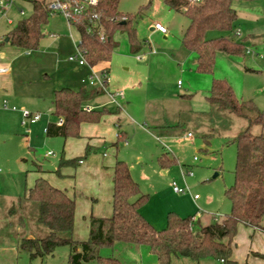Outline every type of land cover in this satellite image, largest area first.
Returning a JSON list of instances; mask_svg holds the SVG:
<instances>
[{"label": "rangeland", "instance_id": "374dc122", "mask_svg": "<svg viewBox=\"0 0 264 264\" xmlns=\"http://www.w3.org/2000/svg\"><path fill=\"white\" fill-rule=\"evenodd\" d=\"M31 1L33 0H24V5L17 2L10 14L13 25L8 26L6 21H1L0 32H9L18 21L29 17ZM44 1L48 5L53 0ZM232 6L237 12L232 32L211 31L205 38L229 36L235 41L243 42L245 52L242 56L217 53L213 72L206 74L196 71L195 53L185 50L181 44L183 32L188 25L187 19L181 13L169 10L160 0H120L118 11L134 17L132 25L141 49L135 54L131 53L126 34L118 31L114 33L113 40L117 46L110 58L111 81L108 90L112 91L111 88L116 84L123 89L121 83H128L133 88L124 89L123 94L124 97L130 96L132 101L129 106L124 102L114 105L105 96V108L114 116H119L121 129L126 132L127 139L118 142L115 140L116 146L102 144L95 153L84 157V151H79L78 145H74L72 149L68 146L66 149L61 138H42L40 128L50 120V113L43 111L47 106L37 110L31 108V105H41L45 101H28V108L23 109L8 104L9 109L14 107L17 111L41 112L39 114H43V118L28 134L19 125V118L14 121L4 116L5 113H0V194L22 196L24 190L33 185L37 174H46L60 190L66 191L69 197H74L73 233L76 231L83 236L79 241H84L87 239L86 222L89 216H111V178L107 162L116 158L126 161L140 193L148 196L140 213L155 229L160 230L165 226L166 214L169 212L180 217H199L202 225L212 216L222 219L228 215L231 206L225 191L233 183L236 158V147L232 140L243 130L245 123L230 114L222 117H191L190 112L206 110V97L212 80L230 78L235 96L240 100L253 102L263 112L262 128L254 126L251 132H261L264 136V0H233ZM16 8L23 10L19 17L15 14ZM51 21L62 24L66 28L65 34L70 33L72 36L74 50L68 57L74 56L79 39L78 31L74 26H69L61 14H51L48 23L42 26L47 38L49 35L46 32ZM155 23L166 28V35L150 30ZM2 40L4 38H0V42ZM0 48L13 49L9 43L1 44ZM136 56L143 57V60L137 61ZM99 71L93 70L96 73ZM44 75L49 76L45 73L41 75V79ZM0 109L4 111L2 104ZM122 117L125 118L124 121ZM134 121L136 125H132ZM177 122L180 123L179 126L171 128L177 132L178 137L170 142L156 139L154 135L146 132L149 128L153 134L158 135L152 124L174 126ZM130 124L132 126L129 128ZM137 124H142L145 130L137 128ZM187 132L192 136L187 137ZM207 134H211L208 144L202 138ZM163 147L169 157L176 158L177 162L173 166L160 168L157 164L156 158L163 151ZM66 151L73 155L81 152L75 158H82L84 162L92 158L95 167L81 172L80 165L66 166L59 169V175L56 174L60 157L65 158ZM47 152H51L53 156H45ZM172 184L184 192H173ZM97 195L99 196L96 197ZM31 207L34 206L28 209ZM27 214L26 224L22 227L18 224V215L7 214L5 218L0 215V264H14L11 248L16 250L19 230L23 234L31 229L34 231L35 215L31 211ZM198 225L194 224L195 227ZM240 231L238 248L241 251V240L245 239L246 232L247 238L250 233L246 228H240ZM14 240L16 243L13 244ZM16 251V264H67L70 249L60 246L52 256L35 260H29L18 248ZM100 255L113 257L121 264L156 263L155 256L147 247L132 244L116 243L111 249L102 248ZM238 257L240 264H243L240 253ZM174 264L195 263L178 260ZM202 264L220 263L207 259Z\"/></svg>", "mask_w": 264, "mask_h": 264}, {"label": "trees", "instance_id": "16d2710c", "mask_svg": "<svg viewBox=\"0 0 264 264\" xmlns=\"http://www.w3.org/2000/svg\"><path fill=\"white\" fill-rule=\"evenodd\" d=\"M119 1L98 0L94 7L84 10L85 17L74 25L79 33L78 48L91 67L110 61L117 46L113 40L117 31L126 34L131 53L135 54L141 49L132 25L134 17L118 11ZM160 1L169 10L181 13L187 19L181 44L185 50L195 53L197 72L212 73L217 53L229 56L244 54L243 42L229 36L205 38L211 31L232 32L237 18V12L232 7L233 0H200L197 3L189 0ZM31 7L30 16L18 21L6 34L7 43L23 51L38 48L43 35L42 26L51 15L44 0L31 1ZM93 12L98 14L97 19L91 18ZM100 32L103 39H100ZM3 43L4 40L0 45ZM102 94L101 90L87 86L55 90L52 115L56 120L62 119L63 124L49 123L45 135L63 139L79 137L82 123H97L109 114L105 107L89 111L84 109L88 102ZM206 102L209 105L207 115L222 117L230 114L245 123L243 130L232 140L236 147V158L233 183L225 191L231 206L228 215L222 219L212 216L202 225L199 217H180L169 212L164 228L157 230L140 213L148 196L140 193L127 164L116 159L112 173L111 216H90L86 240L73 239L74 197H69L65 191L38 177L24 195L7 209L9 216L18 215L21 227L26 224L28 211L35 215L33 226L37 231L29 230L34 237L28 238V232L23 234L19 230L17 248L29 260L52 256L57 247L67 246L70 249L67 264H121L113 257L101 256L100 250L111 249L116 243H125L147 247L156 258L155 264H174L178 260L202 264L207 259L220 264H237L231 255L238 225L264 232V136L261 132H251L254 126L262 128L263 112L253 102L238 99L225 80H212ZM210 137L211 134H207L202 138L208 144ZM119 140L122 138L117 142ZM89 153L90 146L87 145L84 157ZM82 161V158L65 160L61 156L55 173L59 175L60 168L78 166ZM174 163L175 160L165 155L158 158L162 168ZM30 206L34 207L28 209ZM195 223L199 224L198 227L194 226ZM254 255L264 261V254Z\"/></svg>", "mask_w": 264, "mask_h": 264}, {"label": "crops", "instance_id": "0c3cea01", "mask_svg": "<svg viewBox=\"0 0 264 264\" xmlns=\"http://www.w3.org/2000/svg\"><path fill=\"white\" fill-rule=\"evenodd\" d=\"M21 5H24V0H19ZM233 7V6H232ZM14 8V7H13ZM12 9H10L5 16H0V23L1 21H6V24L8 26L13 25V19L10 16ZM19 11H23L22 9L16 8L15 14L19 17ZM32 11V7H31ZM30 11V14H31ZM11 19L12 23L9 24L8 20ZM49 21V19H48ZM48 23V22H47ZM49 29L48 32V38L45 37V33L42 30V37L39 41V46L36 50L33 51H23L19 48L12 47L13 49L10 48H0V68H3L6 70L5 73H0V104H2V101L5 100L7 101V104L9 105H15L19 107L18 109H23V108H28L26 105V102L32 101V100H38V101H45L46 103H43L41 105L34 103L36 105H31V108H36L38 109H43L46 107L45 110L43 111H49L50 113V120L46 122L44 126H41V134L42 138L44 139H49L45 135V129L49 123H54L56 122V118L52 115L53 112V105H52V97H53V92L59 88H72V89H78L80 87L85 86L82 81L88 76V74L93 71L94 69L96 70H102L106 69L108 73H110L111 69V64L110 61L107 63H99L93 67L89 65H78L77 63L74 62H69L66 57L70 55L73 50H74V40L72 36L69 34H65V27L59 23H51L49 24ZM151 31H154L156 33H159L158 31H155L150 27ZM69 31V29H68ZM8 33V30H4L0 32V38H7L6 34ZM161 34V33H159ZM236 34V33H235ZM57 35V37H56ZM161 35H166V34H161ZM54 36V37H53ZM5 42V41H4ZM7 43V42H5ZM262 49V48H261ZM264 49V48H263ZM137 61H142L143 57L136 56ZM195 64H196V59H195ZM194 64V65H195ZM99 71V72H100ZM47 73L49 76H42L43 79H41V75ZM111 81V76L109 74V82L107 84V89L109 87V83ZM231 88L233 87L231 83L230 78H226L225 80ZM123 85V89L118 88V84L114 85L111 89L113 91H124V89H127L130 87L128 83H121V87ZM178 85V83H177ZM120 87V86H119ZM133 88V86L130 87V89ZM111 91V90H109ZM182 97V96H181ZM183 98V97H182ZM187 98V97H185ZM105 94H102L100 96L95 97L92 99L90 102H88L86 105L92 107L93 109H99L101 107H105ZM132 99L130 96L126 95L120 102L126 104L127 106L130 105V102ZM48 102V103H47ZM8 105V106H9ZM129 108V107H128ZM4 111H1L0 113H5L4 116L13 119L14 121L19 118V121L21 122V111L17 110H12L11 108H3ZM30 109V108H29ZM7 111V112H6ZM209 112V105L206 103V110L199 111V112H190L191 117L197 116V115H207ZM41 113V112H37ZM41 118L40 120L29 126V127H23L21 126V123L19 122V125L24 128L25 132L30 134V129L41 123L42 120V115L40 114ZM122 120L124 121L125 118L122 117ZM138 121V120H137ZM121 119H119V116H114V114H109L104 115L101 120L97 123H82L79 127V137L77 138H67L63 139L65 142V148L67 149L68 146L70 149L73 148L74 145L79 146V151H84L85 153V148L86 146H90V153H95L98 147H100L102 144L109 143L110 145H114L116 141L121 137L122 140L127 139L126 132L121 129L120 125ZM132 125H136L135 121L132 122ZM179 122H177L174 126H167L163 124H152L153 128L156 129V133H159L158 135L153 134L151 131L152 129L146 130L150 135H154L156 139H164L167 141H172L173 139H177L178 134L177 132L172 129L171 127H176L179 126ZM131 124L129 125L132 126ZM137 128H141L140 130H145L142 124H137ZM190 134V132L186 133V136ZM192 136V135H191ZM52 138H60V137H52ZM51 139V138H50ZM116 140V141H115ZM75 142V143H74ZM115 142V143H114ZM127 148H129V145H127ZM67 155L65 156V160H71L75 159V157L79 156L78 152L77 154H71V152L66 151ZM88 154V155H89ZM162 155H165L168 159H173L175 160V163L177 162L176 158L169 157L166 153V148L163 147V151L158 153V156L156 158V162L158 164V158L161 157ZM45 156L46 153H45ZM53 156V155H51ZM115 160H110L107 162V165L109 166V172H110V178H111V192H110V199L112 202V173H113V168L115 164ZM123 162L126 163V161L122 160ZM127 164V163H126ZM81 167L79 168V171L83 170H88V169H93L95 167L94 161H92V158L88 162L82 161L79 164ZM159 165V164H158ZM128 166V164H127ZM170 166H173L170 165ZM160 167V166H159ZM162 168V167H160ZM129 169V167H128ZM131 178H132V172L129 170ZM143 176V174H142ZM41 177L47 180L53 187L58 188L59 186H56L52 179L47 176L46 174H37L35 179ZM144 177V176H143ZM34 179V181H35ZM133 179V178H132ZM134 180V179H133ZM109 184V181L107 182ZM106 184V185H107ZM105 185V186H106ZM108 185L106 186V188ZM30 188V187H29ZM66 192V191H65ZM25 190L22 194L24 195ZM67 194V193H66ZM68 195V194H67ZM22 196H8V195H2L0 194V213L3 215V218L7 215V209L10 206V204L16 202L19 198ZM69 196V195H68ZM97 195L96 197H98ZM111 205V203H110ZM111 212H112V207H111ZM0 214V215H1ZM142 215V214H141ZM93 216V215H92ZM95 217H108L107 215H101V214H95ZM90 217V216H89ZM86 222V227H87V236H88V220ZM6 220V219H3ZM146 220V219H145ZM148 222V220H146ZM166 221V218H165ZM149 224L152 225L151 222H148ZM155 228V227H154ZM164 228V227H163ZM240 228H246V230L249 231V235L247 238V232L245 233V239L241 240L243 247L242 250L240 251L238 248V244L240 243V238H241V231ZM157 229V228H156ZM159 230V229H157ZM237 230V236L234 237V246L232 249V255L231 259L236 261L237 264H240L239 262V253L241 255V261H243V264H264V261L261 260L260 258L256 257L254 254H264V232L260 230H253L251 228H247L243 225H238ZM34 231H37L35 229ZM75 240L79 241L83 239V236L77 234L76 231L73 233ZM26 237L28 238H33L34 234L30 231L26 234ZM16 243V240L13 241ZM237 242V244L235 243ZM245 244H244V243ZM16 245V250H17V244ZM13 247V245H11ZM15 248H11L12 254H14V264L17 263L18 259V254ZM35 260V259H34ZM1 261V258H0ZM2 262V261H1ZM12 262V261H11ZM16 262V263H15ZM13 263V262H12Z\"/></svg>", "mask_w": 264, "mask_h": 264}, {"label": "built area", "instance_id": "2783aa9c", "mask_svg": "<svg viewBox=\"0 0 264 264\" xmlns=\"http://www.w3.org/2000/svg\"><path fill=\"white\" fill-rule=\"evenodd\" d=\"M19 0H0V16H5L6 13L14 7V5ZM200 0H189V2H199ZM98 0H53L48 4V9L50 10L51 14H61L67 21L69 26H74L76 23L79 22V20L84 16V10L86 8H92L96 5ZM23 11H19V15H22ZM91 18L97 19L98 14L92 13ZM8 23L11 24V19L8 20ZM153 30L158 31L161 34H166L167 30L164 26H162L159 23H155L152 27ZM100 39H103L102 33L100 32ZM236 35L238 36V32H236ZM79 43V39H78ZM78 43L75 49V55L69 56L67 60L69 62L77 63L78 65H86L87 62L81 52V50L78 48ZM88 65V64H87ZM6 70L3 68H0V73H5ZM109 82V73L106 69H102L100 72L96 73L91 71L88 76L82 81V83L89 87V88H95L98 90H101L103 94L107 97L108 101L111 102L114 105H118L120 101L124 98V94L122 91H109L107 89V84ZM2 107L8 108L7 101H2ZM12 110H16L14 107L11 108ZM85 110L89 111L93 109L90 106H85ZM41 118V115L39 113H31L26 110L21 111V126L23 127H29L35 123H37ZM57 125H62L63 120L58 119L56 121ZM187 137H191V134H188ZM47 156L53 155L51 152L46 153ZM190 175V173L188 172ZM172 190L175 193L182 194L184 191L177 188L174 184H172ZM196 196H194V199Z\"/></svg>", "mask_w": 264, "mask_h": 264}, {"label": "water", "instance_id": "95a60500", "mask_svg": "<svg viewBox=\"0 0 264 264\" xmlns=\"http://www.w3.org/2000/svg\"><path fill=\"white\" fill-rule=\"evenodd\" d=\"M5 42H8V38H5V40H4Z\"/></svg>", "mask_w": 264, "mask_h": 264}]
</instances>
